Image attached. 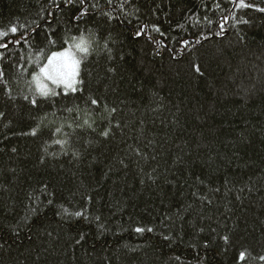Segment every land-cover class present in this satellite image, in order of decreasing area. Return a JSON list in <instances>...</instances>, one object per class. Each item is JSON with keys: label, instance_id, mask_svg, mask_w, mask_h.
Wrapping results in <instances>:
<instances>
[{"label": "trees", "instance_id": "1", "mask_svg": "<svg viewBox=\"0 0 264 264\" xmlns=\"http://www.w3.org/2000/svg\"><path fill=\"white\" fill-rule=\"evenodd\" d=\"M0 33V264H264V0H0Z\"/></svg>", "mask_w": 264, "mask_h": 264}, {"label": "rangeland", "instance_id": "2", "mask_svg": "<svg viewBox=\"0 0 264 264\" xmlns=\"http://www.w3.org/2000/svg\"><path fill=\"white\" fill-rule=\"evenodd\" d=\"M71 43L73 44L72 46L58 50L48 58L47 63L43 68L47 69L46 74L42 70V72L33 76L35 86L41 94H43L41 92L42 87L48 94H55L61 90L68 92L77 89L79 83L80 63L85 53V51L79 50L78 46L83 43L86 52L88 47L86 46L85 41L76 42V40H74ZM64 53H67L68 55L63 56L62 54ZM53 57H59V59L52 60ZM50 61L51 63H49ZM54 80L55 83L53 82ZM67 84H71L72 87H67Z\"/></svg>", "mask_w": 264, "mask_h": 264}, {"label": "snow or ice", "instance_id": "3", "mask_svg": "<svg viewBox=\"0 0 264 264\" xmlns=\"http://www.w3.org/2000/svg\"><path fill=\"white\" fill-rule=\"evenodd\" d=\"M12 32L15 33V29H14V28L12 29ZM4 36H5L4 33H0V39H3ZM78 47H79V50H81V51H86V48H84L83 43H81V45L78 46ZM62 55H63V56H67L68 54H67V53H64V54H62ZM57 59H59V57H53V58H52V60H57ZM49 63H51V61H50ZM43 71L45 72V74L47 73V69H43ZM53 82L55 83V80H54ZM67 87L71 88L72 85H71V84H67ZM41 92H42L43 94H47L46 90H45L43 87L41 88ZM34 134H35V133H33V135H34Z\"/></svg>", "mask_w": 264, "mask_h": 264}, {"label": "clouds", "instance_id": "4", "mask_svg": "<svg viewBox=\"0 0 264 264\" xmlns=\"http://www.w3.org/2000/svg\"><path fill=\"white\" fill-rule=\"evenodd\" d=\"M86 52V51H85ZM45 96H47L48 95V93L47 94H44Z\"/></svg>", "mask_w": 264, "mask_h": 264}]
</instances>
